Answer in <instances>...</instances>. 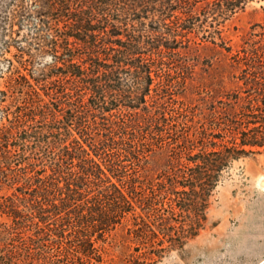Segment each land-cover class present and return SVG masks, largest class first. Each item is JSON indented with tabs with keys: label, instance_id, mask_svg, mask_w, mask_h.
Listing matches in <instances>:
<instances>
[{
	"label": "trees",
	"instance_id": "obj_1",
	"mask_svg": "<svg viewBox=\"0 0 264 264\" xmlns=\"http://www.w3.org/2000/svg\"><path fill=\"white\" fill-rule=\"evenodd\" d=\"M254 1L0 0V264H157L198 235L264 154L260 47L188 95Z\"/></svg>",
	"mask_w": 264,
	"mask_h": 264
},
{
	"label": "rangeland",
	"instance_id": "obj_2",
	"mask_svg": "<svg viewBox=\"0 0 264 264\" xmlns=\"http://www.w3.org/2000/svg\"><path fill=\"white\" fill-rule=\"evenodd\" d=\"M2 16L0 12V42L4 39ZM222 34L232 52L221 47L218 49L222 52L206 45L199 47L198 68L189 83L190 98L197 97V86L207 82L212 86L226 67L230 69L225 54L233 55L251 43L264 52V0H255L233 15ZM7 57L0 48V73L6 69ZM262 181L264 154L234 161L208 198L207 220L198 235L167 252L157 264H264Z\"/></svg>",
	"mask_w": 264,
	"mask_h": 264
},
{
	"label": "water",
	"instance_id": "obj_3",
	"mask_svg": "<svg viewBox=\"0 0 264 264\" xmlns=\"http://www.w3.org/2000/svg\"><path fill=\"white\" fill-rule=\"evenodd\" d=\"M261 184L264 185V181H262Z\"/></svg>",
	"mask_w": 264,
	"mask_h": 264
}]
</instances>
